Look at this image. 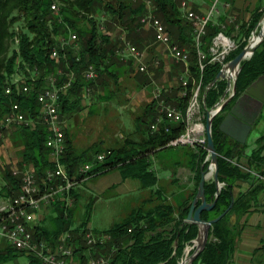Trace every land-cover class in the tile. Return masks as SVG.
<instances>
[{"label":"trees","instance_id":"obj_1","mask_svg":"<svg viewBox=\"0 0 264 264\" xmlns=\"http://www.w3.org/2000/svg\"><path fill=\"white\" fill-rule=\"evenodd\" d=\"M148 1L152 3L153 15L165 25L174 43L190 53L191 75L199 81L201 73L193 25L184 17L178 0H0V120L10 112L12 104L18 103L26 117L36 122L34 128L19 127L15 132L14 142L17 147L23 149L19 168L33 169L39 183L45 179L47 171L54 169V165L49 160V149L46 147L48 131L40 119L41 107L37 102V94L49 87V77L55 76L57 85L61 86L69 81L70 75L73 74L72 86L60 98L61 114L82 110L81 92L98 84L108 91L105 98L109 99L114 93L108 90V80L113 79L117 87L119 74L124 75L126 66L131 69L133 64L132 60L129 63L121 61L117 54L122 43L119 39L121 31H118L116 26L128 32L135 46L143 48L136 29L140 26V18L148 12ZM224 1L232 4L234 0ZM53 3L58 5L60 10L57 15L51 10ZM263 13L264 9L253 13L249 24L231 23L226 26L227 20L209 23L202 40V49H208L223 24L227 36L234 40L239 38V43L227 57V62L234 59L246 46ZM70 34L77 36L76 42L63 46L59 38L67 41ZM152 36L154 37V33ZM54 48L59 53L58 60L51 56ZM89 65L95 68L98 75L92 81L86 80L84 76V71ZM220 70L219 64H208L205 67L202 73V91L213 82ZM17 76L23 78L19 85L14 81ZM261 76H264V42L251 59L242 63L236 81L235 99ZM145 81V84L150 83L146 74ZM24 85L30 88L28 93L20 92L18 87L22 88ZM191 86L190 83V88ZM226 86L227 83L223 80L209 90L206 95L207 108H212L220 100ZM9 87L12 89L11 94L6 93ZM164 98L183 109L189 100L188 97L179 98L178 88ZM156 103L157 101H152L146 107L145 118L148 116V119H151L149 126L156 116ZM222 118L223 112L214 119L212 136L218 155V180L223 187L213 209L202 212L201 218L204 221L213 220L229 208L232 200L234 203L224 217L212 225L205 249L192 264H228L235 242L234 229L229 223L230 217L249 213L255 208L260 195L264 198V136L257 140V149L247 158V166L262 177L259 178L244 172L233 163L242 157L246 145L238 147L234 141L219 132ZM138 121L139 125L143 123L142 118ZM183 130L184 126L180 124L172 126L170 133L162 131L152 135L148 128L141 142L126 140L116 150H107L105 161L84 176L79 174V170L83 163L93 161V156H89L92 148L76 155L73 144L66 135L63 164L71 180L80 182L86 177L96 178L117 170L124 180H137L142 189L150 191V199L144 206L134 210L123 223L105 231H93L96 236L104 235L110 239L104 244L94 246L90 253L84 252L89 248L84 245L89 215L85 216L78 228L72 230L71 211L63 201L54 204L52 226L46 228L36 225L35 239L54 245L58 237L70 232L73 235V243L80 241L79 248L73 250L74 255L80 256V264H88L89 254L95 258H107L108 264H179L185 249L192 245L198 234L197 225L185 224L184 220L197 193L201 173L209 165V161H205L208 152L202 147H197L189 149L185 154L191 161L192 185L183 187L179 180H174L173 184L177 185L181 195L176 203L169 201L164 192L156 188L159 179L151 170L150 155L164 149L165 145ZM98 153L100 151L97 150L95 154ZM4 180L6 184L0 188V200L13 198L21 192V177L14 176L12 170L5 174ZM242 184L246 185V189L239 190L236 194L235 190ZM215 195L214 179L205 182L207 201L213 202ZM149 202L154 205L146 208ZM262 206L264 207V201ZM16 255L10 246L0 250V264ZM28 260L29 264H42L33 257H28Z\"/></svg>","mask_w":264,"mask_h":264},{"label":"rangeland","instance_id":"obj_2","mask_svg":"<svg viewBox=\"0 0 264 264\" xmlns=\"http://www.w3.org/2000/svg\"><path fill=\"white\" fill-rule=\"evenodd\" d=\"M219 1L220 0H215L214 2H210L209 0L208 1L178 0V3L180 4V9L182 10L184 17L189 22L191 21L187 17L188 12H192L198 16H206L208 15L212 7L215 6L216 10L212 14L209 21V23H211V22H215L213 18L215 14L218 12L217 4ZM183 3L187 4L188 7L187 9H183L182 7ZM203 4L204 5L207 4L208 7H205ZM225 9H227V13L230 12L231 4L225 2ZM151 12H153L152 5H151ZM147 14L148 12L140 18L139 20L140 26L139 28L136 29L137 34L138 36H140L142 43L144 45L143 48H138L137 46H135L131 42L128 32L123 30L120 26H116L118 31L119 30L121 31V34L119 35V39L120 42L122 43L117 51L123 49L124 40L131 43L133 46L137 48L139 53L143 55L142 63L148 66L147 73L145 72L137 73L136 71H138L139 62L134 57L125 53L123 54V57L122 56L120 57V59L121 61L126 63H129L132 60L133 64L132 66L130 65L132 70L127 65L126 73H124V75L119 74L118 77L119 87L118 86L116 87L114 85L113 79L108 80L107 82L108 90L109 92L114 93L111 95L109 99L105 98L108 91L101 88L98 84L90 88V90L85 89L83 92H81V98H82L81 105L83 107L82 110L74 111L71 114H60L63 123L62 128L64 131V135L65 136L67 135V137L71 140L76 155H80L84 151L92 148L91 149L92 152H90L89 156L92 155L93 156L92 160L95 161L97 155L99 154L106 155V151L110 149L116 150L117 148L122 146L126 140L137 143L141 142L142 138L144 137V133L148 132V128H149V132H151L150 126L154 123L157 117L158 113L156 111V116L149 126V122L151 121V119H148V116L147 118H145V112L147 105L150 104V102L152 101H157L156 103V108H157L158 100H154L153 98L155 92L159 88L162 90L161 98L159 99V101L161 99H164L167 105L177 106L181 108L180 106L174 105L170 101L166 100L164 96L172 94L179 87L180 85L179 77L185 71V66L182 63L173 62L171 56L169 55L165 47L159 45L155 41L154 31L152 29L145 28V26H143L141 20ZM155 17L157 18V16ZM231 23H233V21L229 16L225 25L227 26ZM225 25L221 24L220 27ZM101 28L103 29V27ZM263 29H264V23H262L258 31ZM223 31L224 34L226 35L225 29ZM152 32L154 33V37L152 36L153 35ZM193 34H194V28H193ZM251 35L248 38L247 43L251 38ZM131 37H133V34L131 35ZM227 37H229L234 42V48L232 50L234 51L237 47V44L239 43V38H235L234 40L230 36ZM59 39L62 40L63 38H59ZM179 48L183 49L180 46ZM251 57H249L247 60L251 59ZM157 61L159 62V64H156ZM142 73L143 75H140ZM145 74L150 81L149 84H145L146 83ZM14 81L19 85L20 82L23 81V78L22 76H17ZM189 82L192 85L191 88H196L197 84L194 85L191 79H189ZM190 83H189V89H191ZM67 90L63 92L61 95H65L67 93ZM201 92H202L201 99L203 102L201 108L206 115L204 120L205 129H206L207 112L208 110L211 109V108H207L206 106V95L208 94L209 90L205 88V90L204 91L201 90ZM168 97L169 96H167V98ZM186 107L184 109L183 108L181 109L185 111ZM140 118H142L143 123L139 125L138 120H140ZM165 124H169L170 126H175V124H170L168 122H165ZM19 127L32 128L31 126H25V125L13 126L2 132V136H1L2 138L0 140V148H1L0 156L4 159L2 162L3 164H0V188L4 184H6L4 177L9 170L10 171L12 170L14 176L17 177L20 176L22 181L24 170L31 169L29 167L28 168L25 167V169L21 170L18 166V164L20 163L19 159L22 160L21 155L23 149L20 146L17 147L14 144V137L16 136L15 132ZM253 136L254 133L252 132L250 137L248 138V144L252 142ZM8 137L12 141L11 145H6V143L3 142V140ZM65 142H66V137H65ZM189 149L193 150L192 148H188V147H177V148L164 147V149L163 148L159 149L155 153H152L150 155V160L152 163L151 170H153L156 173L159 179L156 188H160L164 192V196L167 197L169 201L173 203H176L181 197L180 192L178 193L177 185L173 184L174 180L175 182L179 180L180 184L184 185L183 187L189 184L188 181L189 179L184 174L179 177L178 172H175L174 176H172V172L175 167L174 163L179 158L185 157V154L188 152ZM97 150L100 151V153L95 154ZM208 155L210 157L209 152ZM63 157L60 159V162L65 168V165L63 164ZM49 160L54 165V169H55L56 166L51 161L50 158V151H49ZM86 163H90V162L83 163L81 167H83L84 164ZM233 163L236 166H239L240 169L243 170L244 172L252 173L255 176L258 175V173L251 170L247 166V161H242L239 159L238 161L234 160ZM205 171H206V182L212 180L214 176V167L211 164V157L209 159V165ZM14 172H18V173L14 174ZM117 177H118L117 173L116 174L114 173L111 176H108L103 179H99L100 177L95 178V180H92L93 178H86V180L81 181L76 186H74L73 189H71L67 194L66 192H61L59 194H56L53 197V200L49 204L43 206L41 211L36 214L33 224L34 228L36 227V225H42L46 228L52 226L51 225L52 216H53L52 211H53V207L55 206L54 204L57 203L58 201H63L66 204L67 208H69L71 211L72 230L78 228L82 224L85 216L87 215H89V222L87 226L88 228H86L87 233L91 232L92 234H94L93 231L95 232L105 231L110 229L116 224L123 223L133 213L134 210L139 209L140 207L145 205V202L150 199V191L138 187L139 183L137 181L134 182L126 181L124 183L117 184L116 183ZM42 182L41 183L38 182V184L40 185V187L42 186L41 189L43 188V192H44L46 190V187L43 186ZM109 182L110 184H113L115 186L111 187V185H108ZM59 183L61 182L57 180L56 182H54V185L55 186L59 185ZM243 186L244 185H239V187L235 190V193L237 194L239 190H244ZM72 191L74 194H72ZM8 199L9 198L1 199L0 202ZM66 200L69 201L67 202ZM256 201L257 203L255 205V208L261 207L264 201L263 195H260V197ZM152 205H154V203L149 202L146 204V208L151 207ZM39 217L41 220L38 221L37 219ZM244 217L245 215L240 217L239 215H232L229 219L230 226L232 229H234L233 230L234 240L235 238L239 239V237L243 234L245 228H247L248 226V224L246 223L247 221L245 222ZM65 236H68L66 238V241H64L65 245L70 247L72 251L74 250V248H79L80 241L78 240L77 243L76 242L73 243V238H72L73 235L70 234V232H66L62 234L60 237L57 238L55 244L50 246L58 245L59 243H61L62 239L65 238ZM4 240L5 239L2 238V236H0V247H1V241L3 242ZM81 243H82L81 245H83V241H81ZM84 245L87 247L86 239L84 241ZM92 248L93 247L86 248L84 252L90 253L94 250V249L91 250ZM263 249H264V245H263ZM186 250L187 248L185 249L184 256L180 260L179 264L192 255L191 252H193V249H191L189 253ZM15 253L17 254V256L14 259L2 264L27 263V258H26L28 257L27 255L17 250H15ZM78 259H79L78 255H74V260L78 261ZM186 264H189V262H187Z\"/></svg>","mask_w":264,"mask_h":264},{"label":"built area","instance_id":"obj_3","mask_svg":"<svg viewBox=\"0 0 264 264\" xmlns=\"http://www.w3.org/2000/svg\"><path fill=\"white\" fill-rule=\"evenodd\" d=\"M151 5V2L147 3L148 14L141 20V23L145 28L154 31L155 41L165 47L173 62L182 63L185 66V71L179 77L180 85L178 87V96L184 99V93L189 88V77H191L188 73V54L185 53V50L180 49L177 44L173 43L172 37L165 25L151 12ZM187 8V4L184 3V9ZM51 10L56 15L58 14L59 10L56 9L55 3L51 5ZM215 10V6H213L206 16H198L192 12L187 13V17L194 28L196 46H199L200 51V79H202V73L208 64H219L221 65V70L226 69L228 63L227 57L234 48V42L224 34L223 30L225 26H222V30L213 38L207 51L205 52L201 49L207 24ZM76 40L77 36L72 34L67 41L62 39L61 42L65 46L75 43ZM125 53L134 57L139 62V72L147 73L148 66L142 63L143 55L139 53L135 46L126 40L123 42V49L117 51L120 57H123ZM51 56L53 59L58 60L59 53L55 48L52 50ZM156 64H159V62L157 61ZM84 76L86 80L92 81L98 75L95 68L89 65L84 71ZM73 79L74 75L71 74L69 81L58 86L57 78L51 76L47 79L49 87L37 94V102L41 107V121L48 131L46 147L50 151L51 161L56 166L54 170L47 171L46 173L43 185L46 187V190L43 192L40 185H37V178L33 169H25L23 172L21 192L13 198L0 202V236L6 240L10 247L23 252L28 257L39 260L42 264H79L78 261L74 260L72 249L64 244L68 236H65L58 245L50 246L44 241L35 239L33 226L35 216L41 211L43 206L49 204L56 194L61 192H66L67 194L79 183L69 178L64 166L60 162V159L66 152L65 135L60 115V98L61 94L72 86ZM18 88L23 93L30 91L27 85L22 86V88L19 86ZM201 90L202 86L196 85L194 100L192 103H188L185 111L177 106L167 105L164 99L159 101L162 94L160 88L155 92L153 99L158 100V106L156 108L158 114L154 123L150 126V133L152 135H156L162 131L170 133L172 126L165 124V122L175 124V126L180 124L184 126V131L177 137L171 139L165 145V148L188 147L194 149L202 147L207 151V137L204 122L206 115L201 108L203 105ZM11 92L12 89L10 87L7 88L6 93L11 94ZM21 125L34 128L36 122L32 118H27L20 105L14 103L6 116V121L0 122V140L4 130ZM105 159L106 155H97L95 161L86 163L80 168L79 174L82 176L88 174L95 166L103 163ZM209 159L210 157L208 155L205 161L207 162ZM17 173L14 172V174ZM256 176L259 177L258 175ZM86 178L81 181L86 180ZM57 180L61 183L55 186L54 182ZM66 201L68 202L69 200ZM85 239L87 246L94 247L98 244H104L109 237L95 236L89 232L86 234ZM88 264H108V260L105 258H90Z\"/></svg>","mask_w":264,"mask_h":264},{"label":"water","instance_id":"obj_4","mask_svg":"<svg viewBox=\"0 0 264 264\" xmlns=\"http://www.w3.org/2000/svg\"><path fill=\"white\" fill-rule=\"evenodd\" d=\"M263 22L264 13L259 23L252 31L251 38L244 49L234 59L227 63L226 69L219 71L213 82L207 87V90H210L221 80H226L227 82L226 89L220 100L208 110L206 118L207 150L211 157V164L214 167L213 179L216 186V195L213 202L207 201L205 196L206 171H202L197 193L184 220L185 224H195L198 227L197 237L192 241V246L187 247L186 250L188 253L191 249L194 251L189 258L185 259L180 264H186L187 262L192 264L196 257L205 249L212 225L224 217L233 206L234 200H232L229 208L223 214L213 220L204 221L201 218L202 212L213 209L223 186L218 180V155L212 136L214 119L223 112V118L219 124V132L234 141L238 147H242L247 143L252 128L264 106V76L258 78L241 96L235 99L237 95L236 81L242 63L253 56L257 48L264 42V29L258 31Z\"/></svg>","mask_w":264,"mask_h":264},{"label":"crops","instance_id":"obj_5","mask_svg":"<svg viewBox=\"0 0 264 264\" xmlns=\"http://www.w3.org/2000/svg\"><path fill=\"white\" fill-rule=\"evenodd\" d=\"M205 1H208V0H205ZM209 1L214 2L215 0H209ZM204 6L208 7L207 4H205ZM263 9H264V0H234L233 3L231 4L230 12L227 13V9H225V1L220 0L217 4L218 12L215 14L213 20L215 22H219V20L226 21L230 16L233 21V24H237V25L249 24L253 13H255L257 10L261 11ZM252 132L254 133L252 142L248 144V140H247V143L245 144L246 148H245L244 154L240 158V160L242 161H247V158L251 155V153L255 149H257V140L260 137L264 136V106H263L260 116L258 117L255 125L252 128L251 133ZM3 142L6 143V145H11L12 141L8 137L4 139ZM0 154H1V148H0ZM263 155H264V152H263ZM3 159L4 158L0 156V164H3L2 163ZM19 162H21L20 159H19ZM190 162L191 161L189 158L188 159L186 157L179 158L177 161H175L174 163L175 167L172 172V176H174L175 172H178L179 177L183 174L187 176V178L189 179L188 180L189 187H191L192 185L191 179L193 177V172L190 169ZM114 173L115 174L117 173L118 175V177L116 178L117 184H121L126 181H132V182L137 181V180H132V179L124 180L120 172L117 170L109 172L105 175H102L100 176L99 179L106 178L108 176H111ZM92 180H95V178H93ZM108 185H111V187L115 186L113 184H110V182L108 183ZM242 185H244L243 188L245 189L246 185L245 184H242ZM138 187H141L140 183L138 184ZM244 219H245V222L247 221L246 223L248 224V226L247 228H245V230L243 231V234L239 237V239L235 238L232 256L228 264H261V263H264V249H263V245H264V207L261 206V207L252 209V211H250L248 214H245ZM37 220L38 221L41 220L40 217ZM7 248H8V243L6 242V240H4L3 242L1 241L0 250H5ZM15 257L9 259L6 262L11 261ZM78 257L80 256L78 255ZM91 257L92 256L89 254V259ZM26 258H27L26 264H29L28 257Z\"/></svg>","mask_w":264,"mask_h":264},{"label":"bare ground","instance_id":"obj_6","mask_svg":"<svg viewBox=\"0 0 264 264\" xmlns=\"http://www.w3.org/2000/svg\"><path fill=\"white\" fill-rule=\"evenodd\" d=\"M182 7L184 9V3L182 5ZM56 9H58V5H56ZM196 48H197V55H198V62H199V66L198 67H199V70H200L199 72L201 73V67H200V65H201V58H200L199 46H196ZM185 53L188 54V59H189V61H188V73L191 76V77H189V79H191V81L193 82V84L196 85V79H195V77H193L191 75V71H190V68H189V64H190V53L187 52V50H185ZM201 84H202V79H200L199 81H197V86H201ZM187 97L189 98L188 103H192V101L194 100V97H195V88H191V89L188 88L187 89V91L184 93V98H187ZM6 116L3 119H1L0 122H5L6 121ZM42 183L44 185V180H43ZM37 185H39L38 184V181H37Z\"/></svg>","mask_w":264,"mask_h":264}]
</instances>
